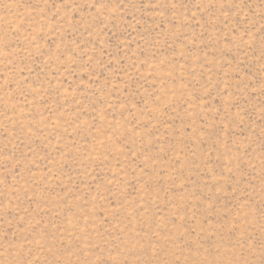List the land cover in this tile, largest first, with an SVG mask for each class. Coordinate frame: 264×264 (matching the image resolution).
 Returning a JSON list of instances; mask_svg holds the SVG:
<instances>
[{"label":"rangeland","instance_id":"rangeland-1","mask_svg":"<svg viewBox=\"0 0 264 264\" xmlns=\"http://www.w3.org/2000/svg\"><path fill=\"white\" fill-rule=\"evenodd\" d=\"M0 264H264V0H0Z\"/></svg>","mask_w":264,"mask_h":264}]
</instances>
